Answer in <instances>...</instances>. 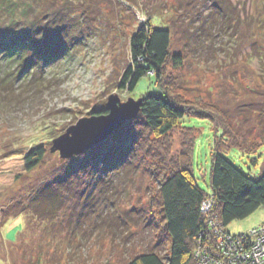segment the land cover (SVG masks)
<instances>
[{
	"label": "rangeland",
	"instance_id": "374dc122",
	"mask_svg": "<svg viewBox=\"0 0 264 264\" xmlns=\"http://www.w3.org/2000/svg\"><path fill=\"white\" fill-rule=\"evenodd\" d=\"M131 1L140 3L149 16L155 14L151 17L152 27L171 29L173 52L181 50L185 54L181 68L173 65L164 68L165 75L176 78L177 89L170 83L172 89L181 96L185 105L212 112L216 107L221 111V116L219 112L215 116L216 121L221 125V119H226L225 123L231 124L234 133L241 132L243 136L238 140L242 142L240 148L244 151L261 150L256 157V165L251 162L255 158L251 153L242 154L232 149L226 157L247 174L255 176L261 173L264 169V24H261L264 20V0H221L231 5L235 14L232 15L235 20L224 26L213 23V0ZM133 8L122 0H101L100 11L97 12L99 17L91 22L93 24L77 23L76 15L74 21L64 17L63 23L53 19L55 32L50 30L51 27L44 34L41 32L38 48L28 50L24 45L18 47L29 60L27 65L30 68L19 79L22 82L25 80V83L18 82L23 84V92L20 95L7 93L0 103V234L9 236L7 241L0 237V264L27 263L28 260L23 258L20 261L16 252L27 248V244L33 245L36 251L41 249L42 253L47 251L48 256L52 255L40 264H101L118 255L129 256L151 247L165 251L160 238L165 237V233L158 226L157 184H147L150 178L147 171L129 170L124 176L115 174L114 180H121V183H116L107 192L108 188L103 189L102 186V193H93L88 190L89 186L73 191L77 187L66 180L57 187L62 189V199L52 205V211L46 209L48 204L44 203V199L37 209H21V201L27 202L37 186L54 180L60 169L71 165L68 161L70 157L61 158L58 149L50 150L54 138L64 134L80 118L105 109L111 94L126 101L129 97L144 95V90L154 91L153 84L146 87L149 77L142 78L132 93L120 87L122 77L131 64L130 34L140 24H145L148 17ZM227 12L230 15V9ZM35 14V11L34 14L30 12L27 17H34ZM43 14L44 11L37 13L36 17L40 28L45 24L48 26L49 22ZM246 18L248 22L253 18L251 30L241 33L243 26L240 22L236 23V19L242 21ZM9 21L7 12L0 13V27L5 26L3 33L0 32V40L15 37L17 31L23 28L21 25L29 24V20L22 21L19 26H13L10 33L6 26ZM59 27L63 30L60 31ZM235 27L240 32L237 40ZM56 44L66 47L63 56L56 60L36 56L42 45L43 49ZM3 55L6 54L1 47L0 72H5V63H11L10 67L15 70L19 69L20 58L16 61L10 58L12 61L5 62L1 60ZM32 66L36 79L35 76L29 77ZM20 71L21 67L9 79L15 80V74ZM5 76V73H0V80ZM166 79L170 81L169 77ZM250 108L254 111L251 112ZM187 115L181 124L191 129V133L181 125L169 133L163 145V149L167 150L166 160L168 163L179 160L182 142H189L195 134L193 171L200 187L209 192L208 171L215 136L212 130L214 123L191 113ZM188 132L190 134L186 138ZM215 143L219 142L215 140ZM38 147L45 151L44 157L29 171L24 166V157ZM91 156L96 157V152ZM72 160L76 166L81 159ZM82 176L85 178L84 174ZM89 194L94 196L93 201H90L92 197ZM19 210L22 212L16 214ZM135 210H140L143 216L140 218ZM145 215L148 220L144 219ZM128 218L139 220L138 226L133 221V228L117 229L116 234L123 235L118 242L110 241L106 236L99 239L98 234H114V228L111 229L108 222L110 219L114 222L119 220L122 224ZM259 223H264L263 207L244 220L232 221L226 229L234 234L243 233ZM261 228L260 233L264 234V227ZM85 235L87 240H82ZM70 239H75V242ZM243 245L241 243L240 247Z\"/></svg>",
	"mask_w": 264,
	"mask_h": 264
},
{
	"label": "trees",
	"instance_id": "16d2710c",
	"mask_svg": "<svg viewBox=\"0 0 264 264\" xmlns=\"http://www.w3.org/2000/svg\"><path fill=\"white\" fill-rule=\"evenodd\" d=\"M78 1L81 3L78 4L75 0H0V13L7 12L10 18V21L6 23L7 30L10 33L12 27L19 26L22 21L29 20L30 24L21 25L23 28L17 31L18 34H15V37H3L0 40V48L2 47V51L4 50L6 54L1 57V60L9 62L20 58L17 66L19 69L21 67L19 74H15V76L17 75L15 80H12L9 77L12 78L14 72L19 69L15 70L10 67L11 63H5V67H3L6 69L5 72H0L6 74L0 80V103L3 102L7 93L20 95L23 92V84L18 82L30 67L28 66L29 60L18 50L19 46L24 45L28 50L38 48L37 43L41 39L39 38L41 32L44 34L48 27H51L50 30L53 29V32H55L54 23L51 22L53 19L56 22L59 19L58 23H63L64 17H69V20L74 21L76 15L77 23L89 25L93 24L91 22L95 18L99 17L97 14L100 11L101 0ZM122 2H127L130 7H134L133 9L136 12L140 11L148 17L145 24H140L135 32L130 34L129 54L131 64L122 77L120 87L132 93L142 78L149 77L146 87L148 88V85L153 84L155 89H153L154 91L152 89L144 90L146 93L139 98L131 97L134 100L141 99L139 113L131 120L123 122L105 139L90 149L70 157L68 161L71 165L60 169L54 180L44 181L37 186L34 192L30 194L27 202L26 200L21 201V209H28L29 207L37 209L43 204L42 199H44V203L48 204L46 209L48 208L49 211H52V205L62 199V189L57 187L66 180L67 183L69 182L77 187L73 191L83 190L82 186L85 188L89 186L88 190L93 193H102V186L103 189L108 188L105 190L107 192L116 183H121V180H114L115 174L124 176L125 173L130 172L129 170H142V172L147 171L150 176L147 184H153L154 182L157 184L155 190L157 197L155 199L157 200L156 205L159 207L157 215L159 216L160 224L158 226L165 233L163 234L165 237L160 236L162 239L161 246L165 248V251L160 252V250L151 247L129 256L118 255L115 259L104 261L101 264H226V256L229 254V249L225 250L217 243L219 234L235 235L238 240L242 238L245 244L241 252L243 254L252 253L254 246H256L254 243L264 238V234L260 233L262 228L259 229L264 227V223L252 226L249 229L252 230L250 232L247 230L237 234L229 232L226 226L232 221L244 220L259 208H264V169L258 175L252 176L236 167L226 157V154L232 149L242 154H254L255 158L251 159V162L256 165V157H258L257 155L261 150H257V152L254 149L244 151L243 148H240L242 142L238 140L243 135L236 130L234 133L230 126L231 124L225 123L226 119H221V125L216 121L215 116L218 112L220 116L222 114L215 106L216 110L212 112L201 108L197 109L183 103L181 96L179 97V94L170 86L171 83L177 89L176 78L167 76L164 72V68L167 65L181 68L183 66L182 61L185 60V54L181 50H177V52L172 50L171 29L158 26L152 27L151 17L155 16V14H150L149 16V12L143 9L140 3H135L131 0H122ZM219 2L221 0H213L211 2L212 13H214L213 23L215 26H224L229 21L232 23V20H235V17H232V15H235L232 13L234 8L231 5L228 6V3L221 2V4ZM136 4L138 5L136 6ZM88 8L89 10L86 11ZM127 8L124 10L126 11ZM229 9L230 15L227 12ZM34 11L36 16L27 17L30 12L34 14ZM43 11V17L47 16L49 22H47L48 26L45 24L40 28L36 24V17L38 16L37 13ZM253 18L249 22L247 18L242 21L236 19V23L240 22L241 26H243V30L240 29L241 33L251 30ZM4 21L7 20L4 19ZM261 24H264V20ZM4 27H0L1 33L4 31ZM59 28L60 31L63 30L61 27ZM235 30L236 32H234L238 34L237 40L240 32L237 31L236 27ZM10 33L5 34L10 35ZM192 41L197 42L196 39ZM42 46L39 49L40 51H37L38 55H36L40 59L56 60L66 52V47L61 44L43 49ZM14 55L16 58H13ZM32 68L29 77L32 76L33 78L35 75L33 73L34 67L32 66ZM166 77H169L170 81ZM36 78L35 76L34 79ZM22 83H25V80ZM178 85H180V82ZM179 87L181 88L182 86L180 85ZM206 104H209V102H206ZM214 107L212 106V108ZM250 111L253 112L254 110L250 108ZM107 112V108H105L100 111H94L95 114L91 113L89 116L105 115ZM188 113L198 118L209 119L214 123L212 130L215 132V136L210 153L208 171L209 192L200 187L193 171L195 134L190 137L189 142H182L179 160L168 163L166 160L167 150L163 149L169 133L178 129L180 125L182 126L181 121L188 116ZM228 120L230 119L228 118ZM182 128L190 130L191 133V129L185 126H182ZM219 131L220 133H218ZM190 133L188 132L185 137L188 138ZM192 133H194V130H192ZM262 137L264 136L262 135ZM215 140L219 143L216 144ZM99 150L103 152L99 153ZM93 152H96V157L94 158L91 156ZM44 153L45 151L40 147L28 152L24 157L25 168L30 171L39 164L44 157ZM149 158L152 160L150 161ZM72 159H81L82 161H78L79 163L75 166L72 163ZM166 163L167 167H165ZM82 174L85 175V178ZM90 181L92 183H89ZM88 196H91L90 201H93L94 196L91 194ZM80 197L81 199L84 198L83 196ZM206 204L208 205V211L205 210ZM91 205H94V202H91ZM22 210H19L16 214L21 213ZM135 211L140 218L143 216L140 210ZM90 212H92L91 208ZM36 214L38 213L36 212ZM139 216L137 217L139 218ZM144 219H147V215H145ZM113 220L110 219L108 222L110 223V228H114V234H98L99 239L106 236L110 238V241L118 242L123 235L116 234L117 229L121 230L126 226L133 228V221L135 226H138L137 222H139V220L128 218V220H124L120 224L119 220L115 222ZM69 225L71 226V221ZM70 226L67 228H71ZM72 229L75 231V228ZM0 237L5 241L9 238V236L4 237L3 234H0ZM81 239L87 240V236L85 235ZM69 241L75 242V239H70ZM258 245L264 250V240ZM16 252L20 261H22V258L24 261L28 260L27 263L20 262L21 264H40V262L43 263L46 258L52 256H48L47 251L42 253L41 249L36 251L31 244H27V248L23 247L22 250L19 249ZM234 253H237V251ZM239 263L241 264L242 262Z\"/></svg>",
	"mask_w": 264,
	"mask_h": 264
},
{
	"label": "water",
	"instance_id": "95a60500",
	"mask_svg": "<svg viewBox=\"0 0 264 264\" xmlns=\"http://www.w3.org/2000/svg\"><path fill=\"white\" fill-rule=\"evenodd\" d=\"M106 106L107 114L83 117L68 127L64 134L53 139L50 150L58 149L61 158H66L90 149L123 122L134 118L140 111L141 99L129 97L121 101L116 94H111Z\"/></svg>",
	"mask_w": 264,
	"mask_h": 264
},
{
	"label": "built area",
	"instance_id": "2783aa9c",
	"mask_svg": "<svg viewBox=\"0 0 264 264\" xmlns=\"http://www.w3.org/2000/svg\"><path fill=\"white\" fill-rule=\"evenodd\" d=\"M207 209L208 205L206 204L205 210ZM218 238L219 240L217 242L220 246H222L221 248H225V250L229 249V254L226 256L228 258V264H240L239 262H242L241 264H264V250L258 245L264 240V238L254 243L256 246H254V250L250 254H243V252H241L243 250V246L241 248L240 245L241 243L245 244L242 238L241 240H238L237 236L226 234H219ZM235 251H237V253H234Z\"/></svg>",
	"mask_w": 264,
	"mask_h": 264
}]
</instances>
